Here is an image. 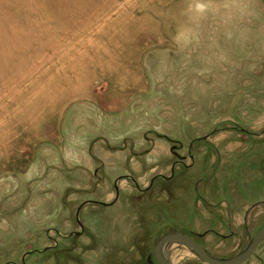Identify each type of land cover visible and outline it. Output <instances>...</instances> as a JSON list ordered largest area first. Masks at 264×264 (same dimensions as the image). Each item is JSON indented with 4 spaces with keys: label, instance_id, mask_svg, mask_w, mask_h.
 Segmentation results:
<instances>
[{
    "label": "rangeland",
    "instance_id": "obj_1",
    "mask_svg": "<svg viewBox=\"0 0 264 264\" xmlns=\"http://www.w3.org/2000/svg\"><path fill=\"white\" fill-rule=\"evenodd\" d=\"M263 104L264 0H0V264H159L175 234L238 257L264 204L199 226L230 199L226 167L262 199Z\"/></svg>",
    "mask_w": 264,
    "mask_h": 264
},
{
    "label": "crops",
    "instance_id": "obj_2",
    "mask_svg": "<svg viewBox=\"0 0 264 264\" xmlns=\"http://www.w3.org/2000/svg\"><path fill=\"white\" fill-rule=\"evenodd\" d=\"M263 106H264V104H263ZM256 122L264 125V111L262 112L261 117ZM259 127L262 128V126H259ZM251 129L253 130L254 128H251ZM226 139L227 138L219 137L218 141L214 140L213 143H216V145L218 147H220V149H221V147L226 149V150L229 149L230 152H233V151L238 150L240 148H244L243 144L232 143V142L229 143L228 140H226ZM211 141H213V140H211ZM230 163L231 162L229 161V159L226 158V159L221 161L220 165L223 167V164L226 165V164H230ZM240 169H241V167H239V164H238V166L226 167L225 173L223 174V177H222L224 180L221 179V181L227 182L228 187L231 188L230 199H229V195L227 192H224V194H222V193L218 194L216 196L218 198H220V197L223 198L222 201L220 202V204L224 205V207H223L224 209L223 210L217 209V210H215V211L213 210V211H214V213L224 214L226 217V220H224V221L215 220L213 218V216H211V215H213L212 214L213 211L211 209H207V210H205V213H204V226H199V227H205V229L210 228V227L222 229V228H225L228 226L240 225L241 223L244 222L243 219H245V221H246L247 216H249V214H252V211L254 210L255 205L264 204V185H262L261 189L257 192L254 190H250V192H248V194H250V197L253 196L256 199H257V197L254 196L253 191H254V193L260 194V196H262L261 200L257 199V201H253V199H252V201H251V199H250V200L246 201L243 199V196L241 194L239 186L237 184H235L237 177L236 178L229 177L233 173L238 174ZM243 172L244 171H242V173ZM243 175H245V174H243ZM247 175H249V177H247V178H249V181H250L253 179L259 180L263 174L260 171V168H251L250 167ZM208 195H209L208 201L212 202V200H211L212 194L211 195L208 194ZM244 214H246V217ZM211 223H216V224L212 225ZM199 227H197V228H199Z\"/></svg>",
    "mask_w": 264,
    "mask_h": 264
},
{
    "label": "water",
    "instance_id": "obj_3",
    "mask_svg": "<svg viewBox=\"0 0 264 264\" xmlns=\"http://www.w3.org/2000/svg\"><path fill=\"white\" fill-rule=\"evenodd\" d=\"M264 239V229H262L250 242L248 247L234 259H219L207 252L194 238L184 235L175 234L163 238L156 246L153 255L159 264H172L164 255L165 247L172 243H180L187 246L202 262L206 264H245L256 252L259 244ZM151 262V258H149Z\"/></svg>",
    "mask_w": 264,
    "mask_h": 264
},
{
    "label": "flooded vegetation",
    "instance_id": "obj_4",
    "mask_svg": "<svg viewBox=\"0 0 264 264\" xmlns=\"http://www.w3.org/2000/svg\"><path fill=\"white\" fill-rule=\"evenodd\" d=\"M191 237V236H190ZM193 238V237H192ZM197 241V240H196ZM204 248V247H203ZM205 249V248H204ZM206 250V249H205ZM207 251V250H206ZM208 252V251H207Z\"/></svg>",
    "mask_w": 264,
    "mask_h": 264
},
{
    "label": "bare ground",
    "instance_id": "obj_5",
    "mask_svg": "<svg viewBox=\"0 0 264 264\" xmlns=\"http://www.w3.org/2000/svg\"><path fill=\"white\" fill-rule=\"evenodd\" d=\"M164 255H165V252L163 251Z\"/></svg>",
    "mask_w": 264,
    "mask_h": 264
}]
</instances>
